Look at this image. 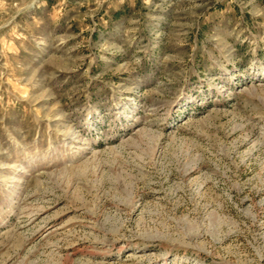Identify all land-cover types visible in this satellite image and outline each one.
<instances>
[{
  "label": "rangeland",
  "instance_id": "obj_1",
  "mask_svg": "<svg viewBox=\"0 0 264 264\" xmlns=\"http://www.w3.org/2000/svg\"><path fill=\"white\" fill-rule=\"evenodd\" d=\"M0 264H264V0H0Z\"/></svg>",
  "mask_w": 264,
  "mask_h": 264
}]
</instances>
